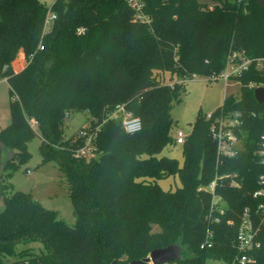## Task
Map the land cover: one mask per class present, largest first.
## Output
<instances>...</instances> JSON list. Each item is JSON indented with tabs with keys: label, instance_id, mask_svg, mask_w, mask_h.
<instances>
[{
	"label": "trees",
	"instance_id": "trees-1",
	"mask_svg": "<svg viewBox=\"0 0 264 264\" xmlns=\"http://www.w3.org/2000/svg\"><path fill=\"white\" fill-rule=\"evenodd\" d=\"M136 1L138 9L130 0H54L60 16L42 32L41 0H0V76L11 97L0 141L13 150L5 168L29 158L27 142L37 135L40 163L64 174L75 218L69 226L30 192L6 195L1 176L0 264H129L169 244L186 250L175 259L180 264L229 261L237 253V223L243 208L254 206L252 192L264 176L257 152L264 100L257 102L248 86L264 82L261 71L251 65L235 76L238 96L224 95L212 119L197 113L181 143V166L160 153L176 142L170 107L185 94L187 79L218 74L230 52L264 57V7L256 0ZM21 59L14 70L12 61ZM116 104L140 119L139 130L125 132L119 120L106 119ZM83 111L91 119L89 144L80 133L63 137L65 119ZM233 112L243 121L241 147L217 159L210 122ZM170 174L180 186L164 190L155 179ZM215 176L227 207L210 222L211 194L202 187ZM255 222L259 246L247 264H264V219ZM207 230L214 243L201 249ZM26 241L39 242L40 250L17 251L16 243Z\"/></svg>",
	"mask_w": 264,
	"mask_h": 264
},
{
	"label": "rangeland",
	"instance_id": "rangeland-1",
	"mask_svg": "<svg viewBox=\"0 0 264 264\" xmlns=\"http://www.w3.org/2000/svg\"><path fill=\"white\" fill-rule=\"evenodd\" d=\"M46 5L51 0H41ZM205 1V0H199ZM15 60V59H14ZM13 60V61H14ZM11 65L14 70H19L25 63L21 59L17 65ZM167 75V72L165 73ZM210 78L204 74H195L185 81V94L180 101L173 102L170 107V113L176 120L173 130L179 129L186 136L191 131V125L198 112L202 114L212 113L222 104L224 95L233 94L238 96L240 89V80L230 77L227 80L217 77L208 81ZM10 94L8 84L0 76V129L10 122ZM91 119L86 112H77L65 119L63 137L68 138L77 135L80 131H87ZM34 126V123L32 124ZM39 137L35 135L27 142V150L30 153L29 158L24 162L14 160V169L5 168L2 171L3 184L8 183L5 194L20 190L30 192L32 197L37 200L44 208L53 209L58 212L66 224L73 226L75 218L72 212V204L68 196V185L64 174L48 161L40 163L41 158L38 152ZM168 157L175 158L178 166L183 164L182 147L180 143L166 145L161 153ZM10 170L12 173L6 175ZM155 182L164 190H174L180 186V180L176 174H170L165 177L155 179ZM29 248L38 252L41 248L39 242L26 241L17 242L16 250ZM184 251L181 252V257ZM162 264H180L177 260L168 261Z\"/></svg>",
	"mask_w": 264,
	"mask_h": 264
},
{
	"label": "built area",
	"instance_id": "built-area-1",
	"mask_svg": "<svg viewBox=\"0 0 264 264\" xmlns=\"http://www.w3.org/2000/svg\"><path fill=\"white\" fill-rule=\"evenodd\" d=\"M135 8H139L140 4L136 0H130ZM54 0H51L49 4H45L46 11L43 19L42 32L49 30L53 21L58 17V14L53 10ZM82 27L77 28L78 33L83 32ZM38 47H42L40 44ZM254 65L255 68L261 71L264 75V57L249 58L246 57L242 52H230L227 56L224 67L218 74H213L209 76V80H214L217 77L224 80L230 77H235L241 75L242 72L247 71L248 68ZM172 85V82H169ZM248 86L253 88L257 86H263L264 82H257L251 80ZM207 119H212V113L206 114ZM106 119H117L119 120L121 127L125 132H134L140 129L141 122L136 116H133L123 104H116L110 109L106 114ZM34 123V122H33ZM243 121L240 118V113L233 112L231 114H222L215 117L210 122L209 131L211 137L216 143V156L217 159L220 156H233L237 150L241 147V138L238 134L242 131ZM80 134L86 135L85 131H80ZM174 138L177 143H182L185 139V135L181 130H174ZM264 139V135L262 136ZM90 137L89 134L86 135V144H89ZM85 149L79 150V153H85ZM258 155L262 160H264V140L259 143L257 149ZM78 154V153H77ZM226 176V175H224ZM229 176V175H228ZM221 178L220 176H215L209 184L202 187L211 194L210 202V212L206 215L207 220L210 222H218V215H222L225 212L226 202L215 192L214 187L216 184V179ZM231 184H236L234 179L231 178ZM260 186L252 192V197L256 200L254 206L246 205L240 215L239 221L236 226L235 232V242L237 253L227 260H218L213 258L206 259L202 264H247L251 260L249 252L253 247L259 246V241L255 239V235L258 231L259 223L255 222L256 217H260L261 220L264 219V176L260 177ZM215 210L217 215H212V211ZM213 233L211 231H206L203 240L199 244V248H210L213 246Z\"/></svg>",
	"mask_w": 264,
	"mask_h": 264
},
{
	"label": "water",
	"instance_id": "water-1",
	"mask_svg": "<svg viewBox=\"0 0 264 264\" xmlns=\"http://www.w3.org/2000/svg\"><path fill=\"white\" fill-rule=\"evenodd\" d=\"M257 3L264 7V0H256ZM60 16V14H58ZM253 95L257 102L264 100V87L257 86L253 88ZM13 157V150L5 147L0 141V178L2 171L5 169L6 163ZM5 207L4 199L0 196V212ZM182 248L176 244H169L161 248L152 249L147 256L138 260H131L129 264H162L168 261L179 259L181 257ZM110 264H116L115 260H112Z\"/></svg>",
	"mask_w": 264,
	"mask_h": 264
},
{
	"label": "crops",
	"instance_id": "crops-1",
	"mask_svg": "<svg viewBox=\"0 0 264 264\" xmlns=\"http://www.w3.org/2000/svg\"><path fill=\"white\" fill-rule=\"evenodd\" d=\"M167 76V75H166Z\"/></svg>",
	"mask_w": 264,
	"mask_h": 264
}]
</instances>
